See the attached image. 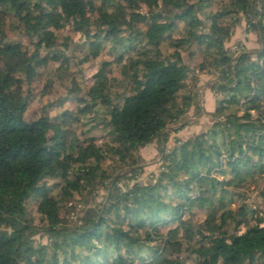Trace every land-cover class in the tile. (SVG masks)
Returning <instances> with one entry per match:
<instances>
[{
	"label": "trees",
	"instance_id": "obj_1",
	"mask_svg": "<svg viewBox=\"0 0 264 264\" xmlns=\"http://www.w3.org/2000/svg\"><path fill=\"white\" fill-rule=\"evenodd\" d=\"M101 1L0 0V264H185L181 255L189 245L198 264H255L264 258V219L246 203L245 192L264 178V0L222 1L210 13L206 10L217 0ZM243 16L249 23V17L257 19L254 29L263 34V48L234 54L226 43ZM7 17L34 43V52L7 41ZM179 23L184 25L181 39L173 36ZM66 26L111 45L119 59L123 50H140L121 68L129 95L113 97L102 70L89 100H78L86 104L83 114L107 110L108 154L131 176H113L107 203L87 212L76 227L61 220V201L86 186L101 188L110 179L101 168L109 155L94 137L81 140L70 131L77 118L69 125L47 116L26 121L29 101L23 93L24 83L44 62L43 49L55 52V60L63 55L56 50L54 31ZM194 46L204 54L190 79L182 52ZM168 47L173 54L164 52ZM197 72L215 78L209 86L216 97L210 127L176 140L163 154V171L154 185L136 181L145 164L139 150L158 139L167 143L172 126L181 124L193 106L199 108L190 89L197 86ZM123 179L129 182L125 189L119 186ZM55 180L62 182L56 186L61 200L47 186ZM33 197L41 198L38 213L49 246L35 247L31 241L35 229L26 203ZM235 199L240 204L232 209ZM194 209L208 212L202 224L183 221V214ZM173 222L181 224L166 235L158 231ZM228 222L235 224L233 235Z\"/></svg>",
	"mask_w": 264,
	"mask_h": 264
},
{
	"label": "rangeland",
	"instance_id": "obj_2",
	"mask_svg": "<svg viewBox=\"0 0 264 264\" xmlns=\"http://www.w3.org/2000/svg\"><path fill=\"white\" fill-rule=\"evenodd\" d=\"M116 1L122 2V0ZM190 1L194 3L196 0ZM222 1H226L227 3V0H217L206 11L208 13L218 11L221 8ZM97 4L101 5L102 1L97 0ZM122 5H124V2H122ZM249 18L251 23L248 22V17L243 16L241 18L235 27L233 38L226 43L227 48L240 44L245 46L244 52L250 53L262 50L263 34L261 31L254 29L253 21H255V18H252V16ZM227 21L229 20L227 19ZM5 23L3 31L7 37V41L20 43L27 52H34V43L30 39H27L20 29L16 28L17 22L7 17ZM207 25H210V22H207ZM249 25L251 27L250 29L248 28ZM183 30V23L177 24L173 36L181 39L183 37ZM249 31H252L254 38L251 41L246 40L245 43V38ZM54 33L58 37L56 50L60 51L63 55H61L59 60H55V52H48L46 49L40 52L44 62L41 63L39 68L35 69V76L29 83L25 82L23 86V93L27 95L29 101L28 109L25 113V120L31 122L47 116L55 123L63 121L66 125H69L72 119L77 118L78 121L69 125L70 131L75 132L81 140L94 137L96 144L108 156L107 146L110 145L112 136L109 135L110 130L106 122L108 119L105 114L107 110L104 107H97L96 113L83 114L81 113V108L86 104L78 100H89L87 96L88 91L94 86L97 80L96 77L102 70L107 75L108 85L110 86L113 97L116 94L129 95L128 83L121 76V68L129 66V60L131 58H137L140 50L132 53L131 50H123L122 53H124L125 57L119 59L118 54L112 52L111 45L106 44L102 46L95 40L86 39L84 36L76 33L70 26L54 31ZM35 41L37 42V39ZM168 49L169 52H164L174 53L172 48L168 47ZM202 54L204 53L197 50L195 46L185 49L182 52V56L191 71L190 79L193 71L203 62ZM190 55H194L192 59ZM195 75L199 77V81L196 87L191 84L190 89L192 92L191 95L198 97L199 101L196 100L195 105L198 103L200 105L199 108L193 106L181 124L172 126L167 143L163 139H158L151 145L139 150L138 154L145 160V164L142 167L144 170L143 174L139 175L136 181L147 186L154 185L157 180L156 178L163 171V154L176 146V140H187L191 136L204 132L210 127L212 121L211 115L216 106V97L210 89L209 91L206 89L209 88L206 84L212 77L199 74V72ZM176 130L178 131L176 132ZM93 165L94 163L91 162L88 166ZM101 168L110 177V179L105 180L101 188L94 189L91 186H86L80 193H74L72 199L61 201L60 217L65 226H81L82 219L87 212H97L103 204L107 203L109 194L114 191L113 189L111 190V184H109L113 176H116L118 173L125 177L131 176L129 173L130 169L119 163L114 156L109 155L107 160L102 161ZM134 182L135 180L132 181V183ZM58 184L62 185V182L60 180L47 181V186L53 189L50 193L61 200L63 195L60 192V188L56 187ZM127 185H129L127 179H123L119 183L122 189H125ZM245 197L246 203L255 209L259 216L264 219V178L261 179L257 186L252 185L247 188ZM40 201L41 198L33 197L26 203L28 218L31 220L35 229L33 231L35 233H31V241L35 247L49 246L51 244L50 236L42 230L44 227V219L38 213ZM231 204L232 206L230 205V207L232 209H237L240 202L235 199ZM207 213V211L194 209L193 211H189V213L183 214L182 218L185 223L190 221L193 224H202L207 218ZM255 223L256 220H252L251 224L254 225ZM180 224L181 222H173L167 226H160L158 231L166 235L170 230L178 228ZM188 224L182 228V234H184L185 229L189 226ZM226 229L229 235L236 233L235 224L232 222H228ZM209 234V232L205 231L206 237ZM200 239L201 237L198 238V240ZM203 242L207 243L208 238H205ZM192 248L190 245L187 246L185 248L186 253L181 255L182 259L185 258V264H198L199 257L196 254L193 255L192 252L190 253ZM259 262L264 264V258L259 261L257 260L255 264H259Z\"/></svg>",
	"mask_w": 264,
	"mask_h": 264
},
{
	"label": "built area",
	"instance_id": "obj_3",
	"mask_svg": "<svg viewBox=\"0 0 264 264\" xmlns=\"http://www.w3.org/2000/svg\"><path fill=\"white\" fill-rule=\"evenodd\" d=\"M236 19H237V17L235 16L234 20H236ZM253 22H254V24H256L258 21H257V19H255V21H253ZM248 28L249 29L251 28L250 25L248 26ZM244 49H245V46L244 45H240V44L230 48L231 52L234 53V54H240L241 52L245 51Z\"/></svg>",
	"mask_w": 264,
	"mask_h": 264
},
{
	"label": "crops",
	"instance_id": "obj_4",
	"mask_svg": "<svg viewBox=\"0 0 264 264\" xmlns=\"http://www.w3.org/2000/svg\"><path fill=\"white\" fill-rule=\"evenodd\" d=\"M254 37H253V33H252V31L250 32H248V34L246 35V38H245V43H246V40H248V41H251L252 39H253ZM235 44H239V43H235ZM234 45V44H233ZM246 45V44H245ZM248 45V44H247ZM212 80V81H211ZM214 80H215V78H212V79H210L209 80V82L206 84V85H208V87L214 82ZM206 89H208V91H209V88H206ZM211 91V90H210Z\"/></svg>",
	"mask_w": 264,
	"mask_h": 264
}]
</instances>
